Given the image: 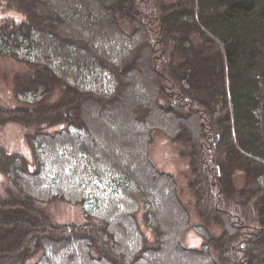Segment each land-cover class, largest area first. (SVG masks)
<instances>
[{"label": "trees", "instance_id": "1", "mask_svg": "<svg viewBox=\"0 0 264 264\" xmlns=\"http://www.w3.org/2000/svg\"><path fill=\"white\" fill-rule=\"evenodd\" d=\"M72 48L86 57H72ZM137 53L154 76L159 72L149 61L158 60L164 78L149 83L158 88L151 109L127 112L130 121L147 124L134 136L142 171L161 184L149 194L132 181L137 169L91 152V132L114 135L94 124L89 109L127 110L122 95L136 71L127 63ZM0 57L26 69L12 76L21 105H0V129L21 125L32 159L0 145V173L9 182L0 194V264H53L61 257L58 264L77 257L81 264H264V0H0ZM153 125L164 127L187 158L193 200L186 202L199 223L188 219L173 176L144 163ZM241 178L245 185L237 187ZM162 190L181 212L171 250H163L162 216L152 205L154 194L162 207ZM57 201L78 206L83 221L55 222L45 206ZM137 202L151 242L134 223ZM115 214L119 231L131 225L128 246L114 241ZM245 219L242 229L236 221ZM186 222L199 231V248L178 239ZM78 241L89 242L86 252Z\"/></svg>", "mask_w": 264, "mask_h": 264}, {"label": "rangeland", "instance_id": "2", "mask_svg": "<svg viewBox=\"0 0 264 264\" xmlns=\"http://www.w3.org/2000/svg\"><path fill=\"white\" fill-rule=\"evenodd\" d=\"M71 32H75L73 28L70 27ZM70 32V31H69ZM149 35V34H148ZM150 36V35H149ZM45 37V36H44ZM46 42H54L57 44V41L54 39H50L49 36H46L44 39ZM118 43H124L126 44V41H117ZM116 42V43H117ZM114 46H117L114 44ZM69 51L72 52V57H75V55L80 54L81 57H86L85 53H82L81 50L72 48ZM133 61L127 63V66H134L135 72H131L129 74L128 81L130 83L128 84V87L125 88L123 92V97L126 99V102L124 103L127 107V110L120 111V110H108L109 106L103 107V109H100L99 107H91L88 112V116L90 118L95 119L94 121L95 125L104 126V129H108L113 133V137H110L106 132H103V136L101 138L92 136V132L89 133L92 138V140L96 143L95 148L91 149L94 157L99 159L103 162H110L111 160L107 155H112L116 159H119L120 167L119 168H128L129 171H134L135 169L138 170L136 174H133L132 181L133 183L139 188V185L143 186V191H145L147 194L150 193V190L152 187H159L161 184L159 182H156L152 179L150 175L142 171V161L139 157V151L141 150V144L139 142V139L135 137L134 135L137 134V132H143L144 128L146 127V123L140 124L138 121H130L129 115L127 112L133 109L134 107L141 106L145 109H151V106L149 104V100L151 97H156L152 94L157 89H149V83L153 80H160L163 82L164 78L162 76V65L161 66H155V62H152L150 59V65L152 64V68L157 70L161 73H155L150 74L151 72L145 65V59L146 56H141L139 53L135 55ZM122 68V67H121ZM25 67L21 65V63L15 62L10 58L6 57H0V105L4 107H16L18 105H21L19 103L18 99L14 98L11 92V79L14 75V72L16 71H25ZM126 70V69H125ZM154 70V71H155ZM101 79H103V76L99 78V82H101ZM94 82V81H93ZM162 86V85H161ZM163 87V86H162ZM147 88V89H146ZM122 102L121 97L116 99V102ZM116 105L117 103H111ZM169 106H165V108H168ZM107 109V110H105ZM136 111V110H135ZM134 111V112H135ZM133 113V112H132ZM167 117V114L163 113L161 116ZM153 123V122H151ZM163 123V122H162ZM156 124V123H155ZM164 124V123H163ZM163 124H160L164 126ZM162 126H155L156 131L153 132V138L150 141V145L143 149V154L147 155V162H144L149 169L153 166L158 172H162L164 174H169L173 176V182L175 184V189L177 190V194L181 199V202H183V205L187 208V217L190 219V221L193 223H199L198 215L194 212L193 207L191 205H188L186 201L192 202L193 198L190 195L188 191V161L187 158L181 154L178 153V146H175L171 143L170 137L167 134V130H165ZM24 132H26L21 125H18L16 123H8L4 125L0 129V145L9 153H19L22 154L27 161L31 164V152L29 150V147L24 140ZM84 140V139H83ZM129 148V149H128ZM128 153L126 156L125 154ZM104 157H107L108 159H105ZM144 158V157H143ZM107 162V163H108ZM151 164H150V163ZM111 163V162H110ZM152 165V166H151ZM142 172L144 174V178L139 175V172ZM209 176V175H208ZM141 177L143 179H141ZM32 185V183L30 182ZM235 185L237 187H242L245 185L244 178L235 180ZM9 186V182L6 180V178L0 173V194L5 193V188ZM33 186V185H32ZM160 188V187H159ZM37 187H32V191H36ZM108 189V188H106ZM208 189V187H207ZM206 189V190H207ZM104 191H108L105 190ZM104 191L102 193V196H104ZM114 195L118 194L115 192V190L112 191ZM166 193V192H165ZM152 205L156 213H160L162 217L160 220V231L163 233V250H171V243L172 240H174V235L177 233L176 225H178L181 221L180 214L181 212L179 209L175 208L172 203H170V200H168V196L164 194V191L162 190L160 200L163 201V205L161 207V204L159 202V199H156V196L152 194ZM207 195L211 197V194L209 193V190L207 191ZM125 202L126 197L123 195ZM132 201H137V199L134 197L131 199ZM129 202V201H128ZM130 203V202H129ZM217 203L221 204V201H218ZM133 205H131L132 208ZM46 211L48 212L50 218H52L57 223H72V222H82V216L79 210V207L74 206L72 204H67L65 202H54L51 204H46ZM183 209V208H182ZM178 210V211H177ZM128 213L131 211H127ZM186 212V211H185ZM133 212H131L132 214ZM142 207L137 202V209L135 212V219L134 223L136 222L137 227L142 231L143 235L147 236L149 239V242L152 241L153 236L150 231V229L145 225V223L142 222ZM204 215V214H203ZM207 215V214H205ZM117 214L113 215V217L110 218V223L112 224L113 230L112 233H115V242H118L119 244H123L128 246L127 240L129 239V231H130V223H127V227L125 223L123 224V230L119 231L115 226L120 223L121 220L116 217ZM205 220V219H202ZM203 222V221H202ZM207 224L208 222H204ZM239 227L242 229H247L248 227V221L245 219L243 221H236ZM185 224H187V228L185 229ZM208 227H210L211 231L213 233H218L219 228L217 226H213L211 224H207ZM119 227H121L119 225ZM173 227H175V231L173 230ZM198 230H194L191 226V228L188 227V222L182 224L180 226L178 239L181 241V244L186 248H199L203 242L202 238L198 235ZM78 249L80 252L87 251V248L89 247L87 244H89L88 241L85 243L78 241ZM70 250L75 251V242L69 244ZM84 260V259H83ZM53 264H58L63 262L62 257L61 259L53 258L52 259ZM73 264H81V259L77 257L73 261ZM95 264V263H93ZM177 264V263H172Z\"/></svg>", "mask_w": 264, "mask_h": 264}, {"label": "bare ground", "instance_id": "3", "mask_svg": "<svg viewBox=\"0 0 264 264\" xmlns=\"http://www.w3.org/2000/svg\"><path fill=\"white\" fill-rule=\"evenodd\" d=\"M147 89V88H146Z\"/></svg>", "mask_w": 264, "mask_h": 264}]
</instances>
